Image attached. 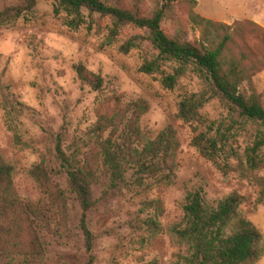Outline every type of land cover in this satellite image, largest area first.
I'll return each mask as SVG.
<instances>
[{
  "label": "rangeland",
  "instance_id": "rangeland-1",
  "mask_svg": "<svg viewBox=\"0 0 264 264\" xmlns=\"http://www.w3.org/2000/svg\"><path fill=\"white\" fill-rule=\"evenodd\" d=\"M193 1L192 12L200 18L236 23L243 29L229 46L232 52L245 54L249 83L264 108V0ZM15 3L0 0V8ZM155 6L156 0H141L142 16H149ZM187 9L184 0L168 6L159 24L161 31L168 37L182 31L186 40H198L199 30L189 23ZM81 16L84 22L72 27L70 17L55 11L51 0H37L29 14L13 26L0 28V157L12 168V186L19 200L35 205L44 202L45 196L27 175L38 163L46 167L48 178L65 198L63 224L51 207L47 228L35 225L42 257L26 264H183L186 247L169 232L179 226L185 197L196 188H201L210 207L231 192L243 197L239 215L263 241V253L253 264H264V207L256 201L264 168L248 172L230 158L231 169L222 176L190 145L194 135L211 136L217 127L227 132L228 145L240 153L262 128L229 116L190 66L170 90L159 81L171 74L174 64H162L158 74L139 72L140 64L156 54L145 30L123 25L108 38L109 18L87 16L84 10ZM128 40L133 47L122 53L119 48ZM78 64L100 78L97 90L79 83L73 69ZM241 88L247 90V82ZM197 93L206 98L199 109L203 123L183 124L176 118V105L181 98ZM136 99L148 105L138 121L146 138H153L165 125L176 132L175 179L169 186L139 188L133 169L126 166L121 181L111 183L106 168L99 165L97 180L90 186L91 206L85 213L84 224L92 239L90 250L85 251L78 227L81 210L68 188L66 173L79 167L83 154L93 148L90 130L98 116ZM208 124L213 125L210 131ZM154 200L162 205L156 217L154 209L144 205ZM149 219H155L158 228H150ZM0 264L23 263L0 259Z\"/></svg>",
  "mask_w": 264,
  "mask_h": 264
},
{
  "label": "trees",
  "instance_id": "trees-1",
  "mask_svg": "<svg viewBox=\"0 0 264 264\" xmlns=\"http://www.w3.org/2000/svg\"><path fill=\"white\" fill-rule=\"evenodd\" d=\"M37 0H16V3L0 8V28L13 26L16 21L29 14ZM55 11L69 16L68 25L76 27L87 16L110 19L108 38L115 36L119 27L131 25L146 31L148 41L156 51L154 58L140 64L138 71L144 75L158 74L160 66L172 63L171 74L160 78V85L170 90L186 67H192L209 95L220 102L229 116L244 122H251L262 128L256 130L252 141L240 153L228 145V134L215 127L213 134L198 133L191 138L198 155L210 162L222 176L230 171L228 160L234 159L248 172L264 168V108L259 95L249 83L251 72L244 65L245 54L234 53L230 46L234 35L243 31L238 24L225 25L200 18L192 12L193 0H184L188 5L187 18L199 30L198 40H186L182 31L168 37L159 28L165 10L172 3L181 0H156V6L149 16L141 14V0H51ZM248 27L258 29L253 23ZM231 33L229 32L232 28ZM263 34L264 45V30ZM211 37L217 39L216 42ZM133 44L128 40L120 46L126 53ZM80 84L97 90L101 85L98 76L86 71L81 65L74 66ZM247 82L248 89L241 88ZM206 100L204 94H190L176 105V118L183 124L203 123L199 109ZM148 109L142 99L127 102L109 114L99 115L90 133L93 148L83 154L79 167L67 174L68 188L74 194L80 207L79 231L85 251L90 250L91 234L84 224L85 213L90 208V186L97 180L99 165H103L111 183L121 181L124 167L133 169L135 183L139 188L169 186L175 179V157L178 140L174 128L165 125L149 139L141 131L138 121ZM213 125L208 124L207 130ZM102 139V135H104ZM117 140V141H116ZM60 155V154H59ZM61 157V156H60ZM12 168L0 157V259L26 264L42 257V246L38 240L35 225L47 228L49 211L55 207L61 224L65 213V198L56 184L50 181L46 167L38 163L27 170L40 194L45 196L41 205L23 202L16 196L12 186ZM257 203L264 207V180L257 193ZM243 197L231 192L220 199L214 207L207 206L201 188L188 192L181 207L182 217L177 228L169 235L186 247L183 264H253L263 253L261 235L243 219L238 207ZM154 209V217L161 214L158 200L144 204ZM149 227L158 228L155 219H149Z\"/></svg>",
  "mask_w": 264,
  "mask_h": 264
}]
</instances>
